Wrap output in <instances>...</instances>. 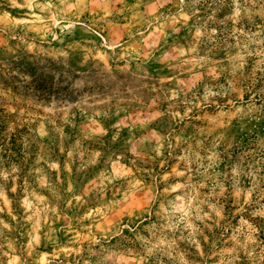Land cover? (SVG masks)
Segmentation results:
<instances>
[{"label": "rangeland", "instance_id": "1", "mask_svg": "<svg viewBox=\"0 0 264 264\" xmlns=\"http://www.w3.org/2000/svg\"><path fill=\"white\" fill-rule=\"evenodd\" d=\"M250 82L264 0H0V264H264Z\"/></svg>", "mask_w": 264, "mask_h": 264}, {"label": "trees", "instance_id": "2", "mask_svg": "<svg viewBox=\"0 0 264 264\" xmlns=\"http://www.w3.org/2000/svg\"><path fill=\"white\" fill-rule=\"evenodd\" d=\"M259 83L261 84L262 82L259 81ZM249 86L251 88V91L248 94H246V96L253 95L256 103L261 106L262 111L264 113V87H262L263 89L260 90L251 82L249 83ZM261 126L264 127V116ZM250 138L251 140L244 139L243 141L240 142V144H237L234 151L236 150V153H240L241 156L245 158L246 164L252 162L253 160H256L257 165L263 167L264 169V147H259V146L255 147L257 144V139L255 135H252ZM250 150H252V152H250ZM226 160L229 162L230 159H226Z\"/></svg>", "mask_w": 264, "mask_h": 264}]
</instances>
